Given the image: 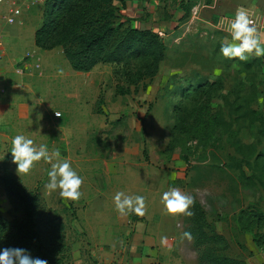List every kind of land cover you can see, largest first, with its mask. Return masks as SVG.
Returning <instances> with one entry per match:
<instances>
[{
	"label": "rangeland",
	"instance_id": "rangeland-1",
	"mask_svg": "<svg viewBox=\"0 0 264 264\" xmlns=\"http://www.w3.org/2000/svg\"><path fill=\"white\" fill-rule=\"evenodd\" d=\"M50 1L17 0L13 7L22 10V23L0 30L10 29L0 38V177L10 169L59 213L71 248L67 264H208L199 261L208 244L197 248L194 236H184L190 216L180 214L177 222L185 220V225L176 227L163 216L171 214L161 203L150 199L153 186L164 193L174 184L201 205L207 222L226 239L227 245L212 242L208 248L240 264H264V175H256L255 158L237 163L243 158L238 144L264 151L259 122L237 118L242 102L264 112V68L257 80L258 99L246 103L252 94L250 73L240 60L221 54V43L228 38L209 22L212 12L206 0H187L200 6V13L189 20L179 0H130L125 7L117 3L118 21L158 33L167 46L157 76L130 83L129 75L136 81L144 66L141 60L77 72L61 46L42 49L35 43ZM73 20L69 12L61 14L51 44ZM199 84L207 90L200 102L202 91H193ZM184 88L190 94L183 95ZM217 114L230 122V129L199 119ZM251 124L255 127L247 128ZM17 134L33 139L37 147L46 144L50 153L58 149L61 159L71 161L83 177L79 200H66L59 190L45 188L51 164L43 160L28 174L16 170L10 151ZM134 186L152 188L150 194H138ZM121 191L145 197L140 224L139 218L116 210L113 198ZM92 202L99 205L92 208ZM11 209L0 184V215L11 218ZM155 214L161 215V223L151 218ZM175 228L179 237L168 241L162 255H146L160 247L150 238L160 232V237L170 235ZM145 243L156 246L148 249Z\"/></svg>",
	"mask_w": 264,
	"mask_h": 264
},
{
	"label": "trees",
	"instance_id": "trees-1",
	"mask_svg": "<svg viewBox=\"0 0 264 264\" xmlns=\"http://www.w3.org/2000/svg\"><path fill=\"white\" fill-rule=\"evenodd\" d=\"M129 1L52 0L47 3L42 26L35 32V43L42 49L61 46L65 58L77 72L88 73L100 64L126 65L130 60H141L144 66L138 70L136 81L129 75L130 83L136 84L146 78L154 79L159 73L162 62L166 60L167 46L158 33L149 29L139 30L126 24L129 22L118 21L120 15L117 3L125 7ZM179 1L181 7L186 10L185 18H188L194 2ZM206 2L210 4L212 0ZM67 12L74 20L62 29L59 38L51 44V37L57 28L56 21L61 14ZM240 65L250 73L252 83V94L245 99V102L256 101L259 94L257 80L264 68V56L240 61ZM207 83L209 84V80ZM205 87L206 85L199 84L197 88H193L196 93L202 91L198 102L203 97V91H207L204 90ZM210 88H213V85ZM187 92L190 94L189 89L184 88L182 93L188 95ZM251 106L244 105V102L239 104L237 110L240 116L237 115V118H253L254 122H259L260 134L264 136V112L256 111ZM201 111L209 115L208 109L204 111V108H201ZM199 119L204 123L215 121L214 125L219 123L223 128L230 129V122L220 114L208 120L201 116ZM254 127L252 124L247 125V128ZM238 151L243 158L237 163L255 158L256 175L260 177L264 175V151L256 153L253 144L249 146L238 144ZM248 179L252 177L248 176ZM0 184L12 205L11 218L0 215V247H23L33 256L46 258L49 264H67L71 248L67 243V225L59 213L47 207L43 197L23 184L10 169H6L0 177ZM192 213L189 233L195 238V246L208 244L199 261L208 264H240L208 248L212 242L224 241L225 245L227 243L223 236L217 234L215 227L207 222L206 215L198 202H194ZM131 217L133 220L138 219L135 214H131Z\"/></svg>",
	"mask_w": 264,
	"mask_h": 264
},
{
	"label": "clouds",
	"instance_id": "clouds-1",
	"mask_svg": "<svg viewBox=\"0 0 264 264\" xmlns=\"http://www.w3.org/2000/svg\"><path fill=\"white\" fill-rule=\"evenodd\" d=\"M229 34L231 39H225L220 46L221 54L227 59L247 61L250 55L256 58L264 56V34L258 29L248 10L237 9L229 25ZM11 145L10 153L12 162L17 166L16 170L28 174L36 162L43 160L51 164L45 188L49 191L59 190L60 197L66 200L76 201L81 198L83 177L72 167L69 159H61L58 149L50 153L46 144L37 147L33 139L23 134L15 135L11 139ZM113 199L116 210L121 215H145L143 195H126L121 191L117 192ZM161 199L170 214L180 213L188 216L193 214L190 207L194 204V198L179 188L174 187L164 192ZM184 236L191 239L189 232H185ZM162 240L166 241V238ZM0 264H49V261L33 256L26 248L6 246L0 247Z\"/></svg>",
	"mask_w": 264,
	"mask_h": 264
},
{
	"label": "crops",
	"instance_id": "crops-1",
	"mask_svg": "<svg viewBox=\"0 0 264 264\" xmlns=\"http://www.w3.org/2000/svg\"><path fill=\"white\" fill-rule=\"evenodd\" d=\"M189 1H192V0H189ZM239 8H244V9L249 11L251 18L256 23V26L261 31V33L264 34V0H212V2L207 6L208 11L212 12L211 18L208 20L210 23H212L215 26V28L218 30L219 34H224L225 36H227L228 39H231L230 34H229V25H230L231 20L234 19L235 12ZM9 30L10 29L7 28L3 32H0V38H1V36H4L5 33H7ZM174 176L176 177V179H178V177H181L180 175H177V174ZM174 187L179 188L182 192H184L183 187H181L180 185L174 184L173 186H170V189L174 188ZM129 188H132V187H129ZM133 188L136 189V193H138V192L142 193V191H144V192H149V194H150V189L152 188V186H151V188L149 186H134ZM153 188H154V190L151 193L152 195L150 196V199L155 201V202L157 201L158 203H161L163 209L166 212L167 209L165 208L164 203L162 202V199H161V196L163 194L162 191L157 190V192H156V185L153 186ZM132 192L133 191H129V193L133 194ZM94 205L98 206L99 204H98V202H92V205H91V206H93L92 208H94ZM99 207L105 208L106 205H102V206L100 205ZM145 209H147V207H145ZM166 213H169V212L167 211ZM179 215H180V213L171 214V216H169V215L168 216L163 215V216L168 218L167 220L172 219V223L176 224V227H178V226L183 227V225H185V220L182 223L180 221L177 222V218L179 217ZM143 217H145V215L140 216V217L138 216V218L140 219V220L138 219V221H137L138 224H140L141 219ZM151 218L152 219L154 218V221H156V222H160L161 215L155 214ZM106 219L108 222L113 221L111 218H108L107 216H106ZM146 219L148 220V218H146ZM147 220H144V221L146 222ZM138 228H136V230H138ZM134 229H135V227H134ZM175 230H176V232H172L170 235H163L164 237H160V233H161L160 232L155 238H150V239H154L153 240L154 242L159 243L157 245H159L160 247H157V248L154 247V246H156V244L154 243L155 245H152L154 247L152 249L151 248L152 246H148V244L145 243V245H147L145 247H147L148 249L151 248V250L149 251L150 253L148 252L147 254L146 253L145 254L147 256L152 254V253H157V254L162 255V251L165 250V249L162 250V248L166 247L167 246L166 244H168L169 242H173L176 239H178L180 231L177 228H175ZM162 238H166V241L162 240ZM143 249L144 248H142L141 250H143ZM170 250H172V249H170ZM88 253H91V251L88 250ZM92 255H94V254H92ZM101 255L105 256V254H101ZM110 262H112V261L110 260ZM106 263L108 264L109 260H106Z\"/></svg>",
	"mask_w": 264,
	"mask_h": 264
},
{
	"label": "built area",
	"instance_id": "built-area-1",
	"mask_svg": "<svg viewBox=\"0 0 264 264\" xmlns=\"http://www.w3.org/2000/svg\"><path fill=\"white\" fill-rule=\"evenodd\" d=\"M14 2L16 0H0V30L5 26L22 23L21 17L23 16V12L21 9L13 7ZM199 7L197 5L192 7L190 16L196 17L200 13ZM192 17H189L188 20ZM56 113L60 114L59 116L56 115L57 117L61 116L60 112Z\"/></svg>",
	"mask_w": 264,
	"mask_h": 264
}]
</instances>
